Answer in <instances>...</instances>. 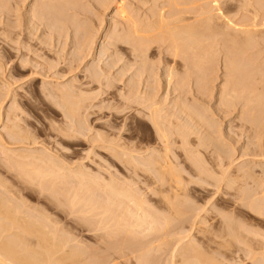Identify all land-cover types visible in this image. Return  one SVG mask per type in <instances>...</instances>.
<instances>
[{
    "label": "rangeland",
    "instance_id": "obj_1",
    "mask_svg": "<svg viewBox=\"0 0 264 264\" xmlns=\"http://www.w3.org/2000/svg\"><path fill=\"white\" fill-rule=\"evenodd\" d=\"M144 1L38 0L33 21L36 0L0 6V202L17 211L6 222L0 207V224L37 220L44 234L20 235L31 250L18 245L43 263L76 247L85 263L106 257L105 263L138 264V255L117 259L110 247L121 241L108 234L117 227L106 225L121 217L136 225L137 215L154 217L159 229L168 222L148 264H183L181 255L205 259L216 204L232 207L240 192L264 198V37L244 40L240 30L219 29L215 18L198 23L193 13L186 25L194 31L179 24L178 33L161 19L174 14V0ZM188 1L176 9L191 7ZM195 1V8L205 4ZM223 1L237 24L255 20L264 31V0ZM86 38L92 41L82 52ZM158 159L169 160L166 176L181 188L173 214L171 193L154 182L162 178ZM112 187L146 200L144 211L115 198ZM234 217L264 236L257 216ZM150 226L137 228L139 239ZM3 235L0 242L10 238ZM41 239L47 242L36 247ZM65 239L74 241L66 246Z\"/></svg>",
    "mask_w": 264,
    "mask_h": 264
},
{
    "label": "bare ground",
    "instance_id": "obj_2",
    "mask_svg": "<svg viewBox=\"0 0 264 264\" xmlns=\"http://www.w3.org/2000/svg\"><path fill=\"white\" fill-rule=\"evenodd\" d=\"M4 1L6 3L7 0H0L1 8H2V6L4 7V5H5V7L9 8V5H8L9 2L5 4ZM22 1L24 2L25 0H19V2L23 3ZM37 1L38 0H36V2H34L32 4L31 9H32V11H34L33 17L31 18L32 21H33L34 17H37L39 15L38 8L35 7V4L37 3ZM178 1L179 0L176 1L177 4H179ZM185 1H187V0H185ZM191 1H193V2H191ZM191 1L189 2L190 3L189 5L191 7L187 8L186 10H184L185 7H182V6H187V4H183L182 6H180L179 8L182 7L181 9H179V8L176 9L177 4L175 3V0L172 1V3H174V6L172 4V6L170 8L172 10V8L174 9V7H175L176 10L175 9L173 10V11H175L174 14H171L172 11L168 13L167 16L169 18L167 16H165L167 12H165V14L161 13V14H163V15H161V19L164 22L166 29L172 30L175 32L177 31L179 33L178 25L181 24L184 27H186V30L189 33L193 32L194 27L191 26L193 24L189 23V24H187L188 26L186 25V23L192 21L191 18L187 17L186 14L193 13V15L195 16V21H197L198 23L199 22H205L207 24V22L212 20V18H215V22H216L219 29H222V30L226 29L227 30L228 28H233V29L240 30L244 40H248L253 35L258 36L259 38L264 37V31L260 30L257 23H255V20H254V22H252L249 25L247 24V25L241 26V25L237 24L235 21V15H232V13H233L232 8L231 7H225V5H227L226 1H223V0H210V1L209 0H203V2L205 4L203 3L204 5H202V6L199 5L198 8H195L198 6V5H195L197 2L195 0H191ZM144 2H146V1H144ZM46 9L49 10L48 7H46ZM169 11H170V9H169ZM169 19H172V20H169ZM42 25H43V27L47 26L46 24H42ZM34 29H35V27H34ZM88 36H89V34H88ZM88 36H86V37H88ZM89 39L91 40L92 38H89ZM88 40L86 38V41L84 42L85 46L80 41V43H82V45H80V47H79L81 49V50L79 49L80 51H82L83 48L86 49L87 47H89L87 45ZM91 41H90V44H91ZM86 45H87V47H86ZM132 52L137 57H140L135 48L132 49ZM2 64L3 63L0 62V67L3 68V66H1ZM141 75H143V74H141ZM133 90H134V88H133ZM137 92H136V94H138ZM70 111L71 110H68V112H70ZM153 123H154V126L156 127V129L158 131V134L161 135V138L165 139L167 137V134L163 130L161 124L158 122V120H155V119H153ZM15 134L17 135L18 133L15 132ZM15 134H13V135H15ZM131 151H135V149L134 150L131 149ZM138 164H140V163H138ZM153 164L158 168L157 172L159 174H161V177H162L159 179L157 177H155L158 179L157 181H154L155 184L157 185V189L160 193H163L164 191H166L168 189V191L171 193V199H170V201H168L169 207H167V210L172 214L176 213L178 211L176 206L181 203L180 199H177V198H181L182 195L180 193V189H181V188H179L180 186H178V184L177 185H171V183H172L171 181H173V180L171 178H167V176H166L169 172L170 167H171V163L169 162V160H166L165 162H163V161H160L158 159V160H154ZM151 166H152V163H151ZM112 190H113V196L115 198L122 197V198H125L127 200H130L132 205L135 207V210L138 211V213L144 211L143 205L146 202V200H144L143 198H140L139 196L133 195L129 190L117 189V188H113V187H112ZM184 190H185L184 192H186L187 188ZM254 195L256 196V193ZM254 195L251 199H247V198H245L244 193L240 192L238 194L239 200H237V202H235V204L232 207L231 206L219 207V205L216 204L217 205L216 206L217 207L216 212L213 213V216H211V219H209L210 220L209 221V227L207 230V236H206V242H205L206 248H204V250L207 254V257H205V259H204L202 254H201V256L197 254L193 258L187 259L186 256L181 255V258H182L181 263H183V264H234V263L235 264H245V261H246L245 257H246L248 260L253 261V263H255V264H264V236L263 237L261 236L259 238L258 237L259 235H257V233H255V232H257V229L255 226H252V225H246L245 226L243 223H241V221H237L234 217V215L239 214V212H240V214L243 213V214H247L250 216L255 215L258 217L256 219H259L262 223H264V198H262V199L259 198L256 200ZM177 200H179L180 203H177L178 202ZM163 202L165 204H167L165 201H163ZM1 203L3 205H4V203L0 202V207H1V209L3 208L5 211V208L2 207L3 205ZM5 206L7 209L5 211L4 219L6 220V222H10L11 220H13L14 215H16L17 211L15 212L13 210L14 207L9 210L10 205H8L9 207H7V205H5ZM1 212L3 215V211H1ZM226 212H229L230 214H232L231 217L225 216ZM0 217H1L0 219H3L1 214H0ZM136 217H137V224L136 225H132V224L127 223V219L125 217L124 218L126 220L123 217H121V219H117V218L114 219L113 218V221H108L106 223V225H112L113 224L112 225L113 227L114 226L117 227L115 230H113V233L112 232L108 233L109 236H113V238L119 239L121 241V244L116 245V246L111 245L110 248L112 250H114V253L117 255L118 260L127 259L133 255H136V256L138 255L137 256L138 258L135 257L138 260V264H141V263L142 264H148L149 259H150L149 257H151L150 253H149L150 252L149 249L157 250L161 247L160 240H162L163 237H166V234L162 235L161 232H162V230L165 229V226L167 225L168 222L166 223L165 226H162V228L159 229V227L157 226L158 222H156L154 217H152L150 215L147 216L146 218H142V217H140V215H137ZM122 218L124 220H122ZM148 219H151V221H148ZM34 220H36V219H34ZM1 224H0V235H1L0 237H2L3 234H7V237H10V238L9 239L7 238L6 241L3 240L4 242L3 241L0 242V264H39L40 262H42V260H43L42 258H44V257L41 258L42 260L38 259V258L35 259L32 256H34V255L37 256V254H34L33 251H32L33 255L30 256L31 251L29 252L28 248H24L27 245L30 246V243L23 244V243H25V241H21L22 239H20L22 237L20 235H22V234H24V236L26 237V236H32L33 234H42L43 233V231L41 229H39L43 226L41 224H39V222L37 220L34 221V223H31L30 220L27 221V218L26 219L24 218L15 227H13V226L5 227L4 225H1ZM98 224H100V223H98ZM145 224L151 225L149 228V233L144 236L145 239H139L137 236V234H138L137 228H141ZM44 229H45V227H44ZM17 230H19V231L17 232ZM3 237H4V235H3ZM41 240H42V242H41ZM41 240L39 241V243L37 242L38 245L37 244H34V245H36V247L37 246L39 247L40 243H42L40 245V247H42L43 244L45 242H47L43 239H41ZM27 241L28 240H26V242ZM43 241H45V242L43 243ZM71 241L73 242L74 240H71ZM71 241H69V239L68 240L65 239L63 241L64 242L63 245L70 244ZM20 242H22V243H20ZM18 243H20V245L23 244V246L24 245H26V246L20 247L18 245ZM47 243H50V241L48 240ZM50 245H51V243H50ZM15 246H17L16 249L14 248ZM29 246H27V247H29ZM66 246H64L65 249H66ZM64 247H62V250L64 249ZM73 247L74 246H72V249H73ZM17 248L18 249L21 248V250L23 249L24 254L27 253L24 250H27L29 256H27V254H26L25 257H22L24 255L23 252L22 251L20 252L19 251L20 249L18 250ZM75 248L73 250L71 249L72 250L71 253H68V255L70 254L69 256L66 254L63 255V256H68V257H62L63 260L59 259V258L57 259V257H55V259H53L51 256L49 258L50 260L48 259L49 261L44 260L45 262L44 263L42 262V263L46 264L47 262H49V264H50L53 261L51 264H93L92 262L85 263L84 261H82L80 259L78 260V257L81 258L85 254L83 252H81V250H77V248L76 249ZM29 249H30V247H29ZM47 251H49V250H47ZM47 251H45L46 254H48ZM82 251H83V249H82ZM240 253L244 254V256L239 255ZM19 254H20V256H19ZM41 254H43V253H41ZM73 257H75L77 259H75ZM105 258H104V260H105ZM201 258H203L204 260ZM73 259H75V260H73ZM88 259H90V257H88ZM88 259H87V261H88ZM104 260H101V262H102L101 264H111V262H112L111 261V262L105 263L106 260L105 261ZM114 260H115V258H114ZM171 260L173 263L174 262L173 259H171ZM196 260H198L199 262L196 263L197 262ZM38 261H40V262H38ZM66 261H69L70 263L69 262L66 263ZM62 262H65V263H62Z\"/></svg>",
    "mask_w": 264,
    "mask_h": 264
}]
</instances>
